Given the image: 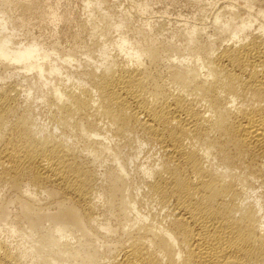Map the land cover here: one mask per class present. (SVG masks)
<instances>
[{
    "label": "bare ground",
    "instance_id": "bare-ground-1",
    "mask_svg": "<svg viewBox=\"0 0 264 264\" xmlns=\"http://www.w3.org/2000/svg\"><path fill=\"white\" fill-rule=\"evenodd\" d=\"M133 1L136 25L0 0V264H264V0L214 1L180 45Z\"/></svg>",
    "mask_w": 264,
    "mask_h": 264
},
{
    "label": "rangeland",
    "instance_id": "rangeland-1",
    "mask_svg": "<svg viewBox=\"0 0 264 264\" xmlns=\"http://www.w3.org/2000/svg\"><path fill=\"white\" fill-rule=\"evenodd\" d=\"M50 2L57 3L58 12H62L63 10L71 11L72 15L76 18H85L87 9L84 8L85 2L91 1V5L94 3V0H49ZM217 1V4L222 0H151L150 2V10L143 14L144 17L152 16L158 18L162 16V18L166 19L165 23H154L152 24L153 30L158 29V24L163 26V34L164 35H172L174 33L173 41L178 45L181 44L182 41V33L177 31V28L182 26V21L188 22H201L207 23L210 21L211 13L214 9L213 3ZM134 1L133 0H104L102 3V8L106 11H111L114 19H119L120 15H127L130 17L131 22L136 25V17L139 16V11L132 7ZM203 9L201 10V7ZM129 25L124 27L122 31L127 33L128 36L131 37V33L129 31ZM73 29L70 28V32ZM34 33H37V29L34 27ZM118 32H112L107 37V43H111L117 39L116 35ZM22 38V37H19ZM90 41L88 40V44ZM90 46V45H89ZM91 49H94L95 46L91 45ZM95 54V53H94ZM84 57V55L82 56ZM82 67V65H81ZM80 67V68H81ZM74 69V67L72 68ZM13 79V78H12ZM11 79H8V81ZM22 90L25 88V84H23ZM25 90V89H24ZM26 91L21 92V106L24 105L31 106L30 116L34 120L36 124L41 126L44 129H51L52 123L50 121V114L48 111V103L41 98V93H32L29 98L24 101L23 98L24 93ZM129 148H125L121 150L123 155H126L129 152ZM151 158L144 154V151L137 155V158L134 159V162L130 165L132 167L134 164L138 166L140 164H144L145 161L150 160ZM133 167L130 170V176L133 178V183H138L142 178L143 174L137 169ZM142 168V167H141ZM1 195V193H0Z\"/></svg>",
    "mask_w": 264,
    "mask_h": 264
}]
</instances>
